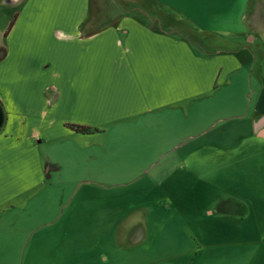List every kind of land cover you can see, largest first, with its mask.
Instances as JSON below:
<instances>
[{"label":"crops","instance_id":"1","mask_svg":"<svg viewBox=\"0 0 264 264\" xmlns=\"http://www.w3.org/2000/svg\"><path fill=\"white\" fill-rule=\"evenodd\" d=\"M110 131L134 152L155 140L148 158H192L196 176L237 146L246 167L209 213L246 238L209 264H264V0H0V223L86 170L77 158Z\"/></svg>","mask_w":264,"mask_h":264},{"label":"rangeland","instance_id":"2","mask_svg":"<svg viewBox=\"0 0 264 264\" xmlns=\"http://www.w3.org/2000/svg\"><path fill=\"white\" fill-rule=\"evenodd\" d=\"M112 133L93 137L105 150L77 158L86 170L64 169L50 187L26 197L32 203L19 210L22 222L0 223V264H102L103 256L108 264H209L224 262L228 248L246 238L226 234L227 218L209 213L226 182L235 183L246 167L237 146H228L232 158L202 161L196 176L192 158H148L155 140L134 152L114 143ZM150 161L159 164L145 172ZM134 224L146 237L131 246L125 236Z\"/></svg>","mask_w":264,"mask_h":264},{"label":"trees","instance_id":"3","mask_svg":"<svg viewBox=\"0 0 264 264\" xmlns=\"http://www.w3.org/2000/svg\"><path fill=\"white\" fill-rule=\"evenodd\" d=\"M7 34V32H6ZM69 129L77 132V133H82V134H86V133H89L91 132V129L90 128H87V127H80V126H74V125H69L67 126Z\"/></svg>","mask_w":264,"mask_h":264}]
</instances>
